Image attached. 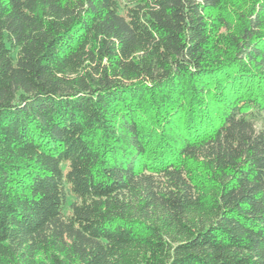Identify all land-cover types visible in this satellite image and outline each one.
Listing matches in <instances>:
<instances>
[{
    "label": "trees",
    "instance_id": "16d2710c",
    "mask_svg": "<svg viewBox=\"0 0 264 264\" xmlns=\"http://www.w3.org/2000/svg\"><path fill=\"white\" fill-rule=\"evenodd\" d=\"M264 0H0V264H264Z\"/></svg>",
    "mask_w": 264,
    "mask_h": 264
},
{
    "label": "rangeland",
    "instance_id": "374dc122",
    "mask_svg": "<svg viewBox=\"0 0 264 264\" xmlns=\"http://www.w3.org/2000/svg\"><path fill=\"white\" fill-rule=\"evenodd\" d=\"M257 128L264 129V117L256 123Z\"/></svg>",
    "mask_w": 264,
    "mask_h": 264
}]
</instances>
